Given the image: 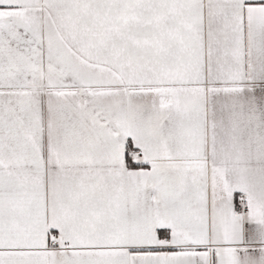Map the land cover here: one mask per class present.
<instances>
[{
  "label": "snow or ice",
  "instance_id": "6c2138e0",
  "mask_svg": "<svg viewBox=\"0 0 264 264\" xmlns=\"http://www.w3.org/2000/svg\"><path fill=\"white\" fill-rule=\"evenodd\" d=\"M0 264H264V0H0Z\"/></svg>",
  "mask_w": 264,
  "mask_h": 264
}]
</instances>
